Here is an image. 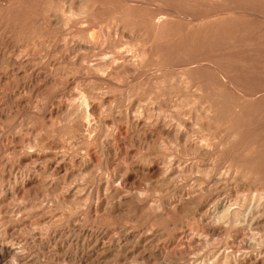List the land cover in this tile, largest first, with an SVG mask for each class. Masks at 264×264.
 <instances>
[{
  "label": "rangeland",
  "instance_id": "1",
  "mask_svg": "<svg viewBox=\"0 0 264 264\" xmlns=\"http://www.w3.org/2000/svg\"><path fill=\"white\" fill-rule=\"evenodd\" d=\"M0 264H264V0H0Z\"/></svg>",
  "mask_w": 264,
  "mask_h": 264
},
{
  "label": "bare ground",
  "instance_id": "2",
  "mask_svg": "<svg viewBox=\"0 0 264 264\" xmlns=\"http://www.w3.org/2000/svg\"><path fill=\"white\" fill-rule=\"evenodd\" d=\"M197 22V21H196ZM210 204V203H209Z\"/></svg>",
  "mask_w": 264,
  "mask_h": 264
}]
</instances>
